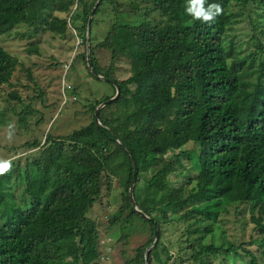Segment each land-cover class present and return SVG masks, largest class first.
<instances>
[{"label":"trees","instance_id":"1","mask_svg":"<svg viewBox=\"0 0 264 264\" xmlns=\"http://www.w3.org/2000/svg\"><path fill=\"white\" fill-rule=\"evenodd\" d=\"M96 2L0 0V35L26 24L36 33L63 36L73 26L85 45L90 35L94 70L120 88L117 99L101 108V123L95 120L96 108L111 96L92 105L93 120L71 134L26 141L24 152L39 149V155L19 157L0 175V264H96L99 229L89 212L106 173L116 169L124 191L111 223L131 221L132 227L138 222L152 232L131 263H147L156 226L161 237L162 223L193 219L190 233L210 234L220 214L238 203L249 206L251 221L260 229L261 237L251 243L264 248V61L258 59L264 52V0H205V9H223L208 22L188 14V0H128L125 5L101 0L95 14L106 2L118 13L124 6L134 13L142 3L148 6L142 20L114 22L104 40L93 45L96 20L93 16L90 27L88 20ZM249 5L259 15L253 50L236 43L231 32ZM98 47L112 53L107 70L97 59ZM87 52L78 55L85 58ZM123 59L131 75L117 79L112 71ZM19 65L20 59L0 46V82H10ZM12 96L21 100L16 92ZM113 105L123 108L121 116L105 114ZM121 155L128 161H118ZM135 170L134 198L147 216L130 198ZM173 176L183 183L177 185ZM236 249L233 242L199 240L191 243V257L210 264L204 257L232 254L236 259ZM245 252L250 264H264L252 250ZM170 258L159 239L148 262L167 264Z\"/></svg>","mask_w":264,"mask_h":264},{"label":"rangeland","instance_id":"2","mask_svg":"<svg viewBox=\"0 0 264 264\" xmlns=\"http://www.w3.org/2000/svg\"><path fill=\"white\" fill-rule=\"evenodd\" d=\"M118 1L124 5L128 3V0ZM142 6L147 7L148 4L142 3ZM144 7L134 13L129 11L128 6H124L121 13H118L106 2L101 11L94 15L96 22L93 24V45L104 40L114 22L137 23L142 20ZM256 10L253 5L243 9L241 20L236 22L231 30L236 43L241 42L240 45L249 50L256 49L254 41L251 40L255 30L254 24L258 22L259 15ZM59 14L62 18L68 16L67 13ZM152 15L159 18L156 13ZM89 36L85 45L81 33L73 26L62 36L43 30L36 33L26 24H20L10 33L0 35V46L23 63L17 67L10 82H0V161H11L12 164V161L19 157H22L23 161L28 156L37 157L39 149L24 152L26 141H44L48 133L55 136L71 134L75 129L93 120L92 105L108 96H116L117 89L108 83L105 77L97 80L90 74L88 55L85 58L78 55L87 49V54L90 55ZM262 39L264 41V38ZM34 45L38 47L37 51L31 49ZM96 56L101 67L107 70L111 64V51L98 47ZM258 59L264 61V52ZM112 73L117 79H125L131 75V66L124 59L118 60ZM14 92L21 96V100L12 96ZM122 110L123 108L113 105L106 108L105 114L121 116ZM118 161L128 159L121 155ZM144 177L149 179L148 172ZM173 178L177 185L183 183L181 177ZM105 181L100 197L89 212L99 229L100 258L96 264H134L130 260L136 256V248L146 244L151 239L152 232L149 226L141 228L138 222L132 227L128 225L131 221L111 223L122 205L124 187L117 169L107 172ZM192 220L184 222L176 218L161 224L162 236L159 239L168 247L171 257L167 264H200V261L191 257V243L196 244L199 240L225 246L228 242H233L238 248L236 259L232 254L204 257L210 264H250V256L245 252V248L256 253L261 261L264 260V248L257 243H251L261 237V233L251 221L247 204L229 206V211L220 214L218 220L212 223L214 231L210 234L190 233V230L196 227L193 224L189 227ZM150 247L153 246L148 248ZM162 257L167 259L164 251ZM146 264H150L148 260ZM151 264L157 262L153 261Z\"/></svg>","mask_w":264,"mask_h":264},{"label":"clouds","instance_id":"3","mask_svg":"<svg viewBox=\"0 0 264 264\" xmlns=\"http://www.w3.org/2000/svg\"><path fill=\"white\" fill-rule=\"evenodd\" d=\"M189 7H187L188 14L195 19H202L204 22L212 21L213 18L222 13L223 9L219 5H210L205 9V0H188ZM11 169V161H0V175H4Z\"/></svg>","mask_w":264,"mask_h":264},{"label":"water","instance_id":"4","mask_svg":"<svg viewBox=\"0 0 264 264\" xmlns=\"http://www.w3.org/2000/svg\"><path fill=\"white\" fill-rule=\"evenodd\" d=\"M100 2H101V0H98V2L96 3L95 7L92 9V12H91L90 17H89V20H88V26H89V27H90V25H91L92 18H93L94 14H95V10H96V8H97V6L99 5ZM88 64H89V67L93 70V72H94L95 74H98L97 71L94 70V68H93V64H92V62H91V58H90V55H89V54H88ZM98 76H99V77H103L102 75H99V74H98ZM115 85H116V88H117V94H116V96L113 97V98H110L109 100H107V101H105V102H103V104H100V107H98V108L96 109V112H95V120H96V122H98V123H101V122H100V119H99V111H100V108L103 107V106H105V105H107L108 103H110V102L116 100L117 97H118L119 94H120V88H119V86H117L116 83H115ZM136 178H137V170H135V173H134V180H133V183H132L131 188H130V198H131V201H132L133 205L135 206V208H136L138 211L142 212L143 215L147 216L146 213H144L141 209L138 208L137 203H136V200H135V198H134L133 188H134V185H135ZM159 236H160V232H159L158 227L156 226V230H155V238H154V242H153L152 246L155 245V244L158 242V240H159ZM150 248H151V247H150ZM150 248H148V249H147V252H146V259H147V260H148V256H149Z\"/></svg>","mask_w":264,"mask_h":264}]
</instances>
